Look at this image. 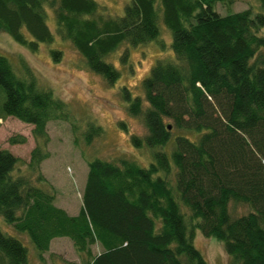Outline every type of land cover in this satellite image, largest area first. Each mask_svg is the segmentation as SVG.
<instances>
[{"label": "trees", "instance_id": "trees-1", "mask_svg": "<svg viewBox=\"0 0 264 264\" xmlns=\"http://www.w3.org/2000/svg\"><path fill=\"white\" fill-rule=\"evenodd\" d=\"M258 2L261 12L220 15L217 5L229 9L233 0H130L122 16L111 17L94 0H0V32L37 51L54 41L50 9L57 34L109 85L120 73L106 58L121 45L155 41L160 14L172 34L175 61L157 60L142 96L122 89L129 114L146 128L131 143L148 150V164L88 161L82 205L73 216L55 205L41 163L50 157L49 123H69L77 146L80 126L28 69L19 78L0 55V118L32 125L36 142L25 170L0 149V217L27 236L41 264L56 238L71 241L80 264H209L193 245L196 230L224 244L229 264H264V0ZM102 133L87 122L85 145ZM238 207L246 212L236 214ZM94 246L101 251L93 254ZM0 264H30L27 247L1 229Z\"/></svg>", "mask_w": 264, "mask_h": 264}, {"label": "rangeland", "instance_id": "rangeland-1", "mask_svg": "<svg viewBox=\"0 0 264 264\" xmlns=\"http://www.w3.org/2000/svg\"><path fill=\"white\" fill-rule=\"evenodd\" d=\"M111 17H120L130 0H94ZM251 8L261 12L258 0H233L229 9L217 5L220 15L228 12H240ZM46 23L54 35L50 44H39L37 51L18 45L7 34L0 32V55L11 63L15 75L27 76L28 69L35 77L39 89L50 90L55 97L68 105L72 120L77 123V144L72 127L66 122H51L47 126L49 142L47 151L50 157L41 163V171L55 191V205L65 210L70 216L77 215L82 205V194L88 173V161L102 159L113 161L125 158L140 166H146L150 160L147 149H137L131 143V137L143 138L146 128L140 118L131 116L128 103L122 99V89L127 88L132 95L142 96V82L157 60L175 61L171 49L172 34L163 24L161 14L158 18L159 37L152 42L138 47L121 45L106 61L120 73V79L112 85L87 68L85 61L75 48L58 34L52 10L47 9ZM264 36V29L261 32ZM128 50L126 63L121 62V54ZM58 52L54 58L52 52ZM5 100V93L0 87V112ZM87 122H94L103 130L99 138L85 145L82 135ZM32 125L15 118H0V149L9 150L23 163L18 166L25 170L29 155L36 146L32 136ZM23 136L24 144L10 145L8 139ZM244 208H236V214H243ZM0 229L10 236L18 238L27 247L30 264H41L35 249L25 234H16L0 217ZM194 247L209 264H229L224 244L213 237H205L199 230L194 232ZM101 251L93 247V254ZM44 264H80L81 258L68 238L54 239L49 252L43 254Z\"/></svg>", "mask_w": 264, "mask_h": 264}, {"label": "water", "instance_id": "water-1", "mask_svg": "<svg viewBox=\"0 0 264 264\" xmlns=\"http://www.w3.org/2000/svg\"><path fill=\"white\" fill-rule=\"evenodd\" d=\"M171 128L170 127H168V130H170Z\"/></svg>", "mask_w": 264, "mask_h": 264}]
</instances>
